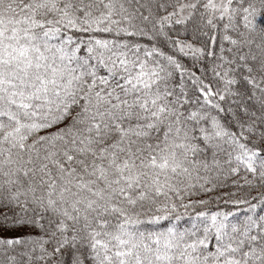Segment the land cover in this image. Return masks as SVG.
Segmentation results:
<instances>
[{
	"label": "snow or ice",
	"instance_id": "snow-or-ice-1",
	"mask_svg": "<svg viewBox=\"0 0 264 264\" xmlns=\"http://www.w3.org/2000/svg\"><path fill=\"white\" fill-rule=\"evenodd\" d=\"M0 264H264V0H0Z\"/></svg>",
	"mask_w": 264,
	"mask_h": 264
}]
</instances>
